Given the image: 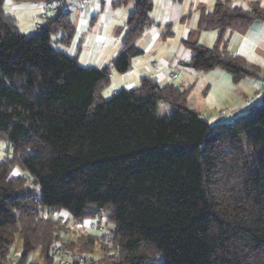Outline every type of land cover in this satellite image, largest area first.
<instances>
[{
	"label": "trees",
	"instance_id": "16d2710c",
	"mask_svg": "<svg viewBox=\"0 0 264 264\" xmlns=\"http://www.w3.org/2000/svg\"><path fill=\"white\" fill-rule=\"evenodd\" d=\"M133 1L111 63L119 74L142 54L135 41L150 23L152 1ZM3 3L0 264H9L16 241V264H58L51 249L64 223L50 214L59 211L67 222L104 218L112 225L110 247L91 264H264V94L227 124H209L188 108V90L150 78L104 99L111 69L82 67L53 47L72 41L68 12L25 36ZM255 21H264L256 3L242 10L219 1L202 11L197 31L216 30L218 40L212 47L183 42L192 53L188 66L223 70L235 84L256 78L258 68L223 44L228 29ZM159 102L169 117L156 113ZM76 241L61 243L86 255L96 240Z\"/></svg>",
	"mask_w": 264,
	"mask_h": 264
},
{
	"label": "crops",
	"instance_id": "0c3cea01",
	"mask_svg": "<svg viewBox=\"0 0 264 264\" xmlns=\"http://www.w3.org/2000/svg\"><path fill=\"white\" fill-rule=\"evenodd\" d=\"M117 1L88 0L81 4L79 0H69V20L75 32L69 45L54 44L60 47L56 50L75 57L82 67L110 68L109 83L115 77L119 90L137 88L144 78H150L160 86L171 84L186 89L188 108L198 113L207 114L214 107L215 104L208 99L211 85L216 88V79L222 76L228 78L223 77L227 82L223 98L230 103L231 109L228 118L233 116V120L237 115L235 111L245 112L246 102L260 103L261 95L264 94L263 80L261 81L264 76V21H255L244 28H231L224 33L226 52L258 68L256 78L244 79L237 85L220 69L202 73L190 68L188 64L192 53L183 42L192 40L202 47L215 45L218 31L198 32L197 23L200 13L210 12L217 2H226L230 8L247 10L252 3L264 8V0H151L152 9L148 15L150 23L135 41V46L142 54L131 59L128 71L123 74L117 73L111 63L121 51L122 40L127 31V17L134 10V1L131 0L130 3L127 0L120 4ZM43 2L4 0L3 10L14 18L18 31L29 36L36 32L35 25L42 23L40 12ZM121 5H124L123 11L119 9ZM61 35L62 33H57L53 40H58ZM115 91L117 90H112V93H116ZM217 109L216 113L224 110ZM216 116L217 114L213 117ZM216 119L215 122L225 120L220 117ZM0 147L1 162L6 155V146L2 143ZM13 174L18 172L14 171Z\"/></svg>",
	"mask_w": 264,
	"mask_h": 264
},
{
	"label": "rangeland",
	"instance_id": "374dc122",
	"mask_svg": "<svg viewBox=\"0 0 264 264\" xmlns=\"http://www.w3.org/2000/svg\"><path fill=\"white\" fill-rule=\"evenodd\" d=\"M45 1V0H44ZM129 2L131 3V0H129ZM157 5V4H156ZM127 8V7H126ZM121 11H123L124 9V5H121L120 8ZM53 47L55 49H58L60 48L59 46H54ZM155 60L158 61V58H155ZM223 71V70H221ZM223 77L225 76H222V78H218L216 79V88H214L213 85H211V92L209 94V98L208 99H211V102L214 105V107H212V109H209V112L206 113H200L201 117L205 118L209 124H214L216 123L215 121L217 120L216 118L220 117V118H224V123H230L231 120H232V117H229L228 118V115L231 114L229 112L230 109V103L227 102L225 100V98H223L224 94H225V89H226V84L227 83ZM226 79H228L227 77H225ZM232 81V79H231ZM214 82V83H215ZM229 83V82H228ZM232 83V82H231ZM234 85H237L235 83H233ZM112 90H117L115 92H118L119 88H118V80L113 77L111 78V82L102 90L101 94H102V97L107 99L109 98L112 94ZM244 102V100H243ZM247 103V102H246ZM244 105V108L248 109V107L250 105H253V104H250V103H247ZM218 108V109H217ZM217 110H222L220 111L219 113H216ZM224 112V113H222ZM237 114H240L238 113V111H235ZM156 113L160 116V117H163V118H166V117H169L171 112H170V109L168 107L167 104L163 103V102H159L157 104V107H156ZM235 113V114H236ZM217 114L216 117H213ZM0 145H2V142H0ZM0 149H2L0 147ZM1 153V152H0ZM1 155V154H0ZM52 218L54 219H58L59 218V221H61L60 223H64V232L63 234L61 235V242H67V243H71V241H76L78 239V237L80 236H92V237H95V242L93 244V246L89 247V249H87V252L88 254L84 255L86 258H89V263L87 262L86 264H91V262L95 263L96 261L100 260L103 255L105 254V251L107 248H109V244H108V241H107V236L109 235V232L111 231L110 229L112 228V225L106 221V219L103 220V224H102V227H103V231H98L97 227H93L91 229H88V230H85L83 228V225H87L88 224V220H92V222H95L94 219H86L82 222H77V221H68V218H67V215L65 212H57V213H51L50 214ZM67 220V221H65ZM107 235V236H105ZM77 242V241H76ZM19 248H20V242L19 241H16V243L14 244L13 248H12V251H11V256L10 258L13 259V261L16 262V258L17 256L19 255ZM68 249V248H67ZM72 251V250H71ZM74 253L78 254L76 251H73ZM32 258L30 260H37L38 258V252L34 253L32 256Z\"/></svg>",
	"mask_w": 264,
	"mask_h": 264
},
{
	"label": "built area",
	"instance_id": "2783aa9c",
	"mask_svg": "<svg viewBox=\"0 0 264 264\" xmlns=\"http://www.w3.org/2000/svg\"><path fill=\"white\" fill-rule=\"evenodd\" d=\"M81 4H85L88 2V0H79ZM69 0H45L43 2V7L40 12V19L43 21L45 18L56 14L57 12H68L69 10ZM36 29L40 28V24L35 25ZM172 76V75H171ZM262 85H264V80L262 81ZM250 103V102H248ZM254 104V103H250ZM224 113V112H222ZM103 218H100L99 220H95V222H92V220H88L87 225H83V228L85 230L91 229L93 227H97L98 231H103ZM52 253L54 257V262L58 264H70L72 261H77L79 264H86L87 258L84 255H79L71 251L70 249L65 248L61 242L55 241L52 245ZM9 264H16L15 261H13L12 258L8 259Z\"/></svg>",
	"mask_w": 264,
	"mask_h": 264
}]
</instances>
